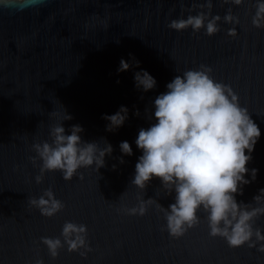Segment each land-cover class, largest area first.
<instances>
[{
	"label": "water",
	"instance_id": "obj_1",
	"mask_svg": "<svg viewBox=\"0 0 264 264\" xmlns=\"http://www.w3.org/2000/svg\"><path fill=\"white\" fill-rule=\"evenodd\" d=\"M206 2L46 0L25 11L0 8V264H36L38 259L43 264H264V253L247 245L232 249L224 239L210 237L202 211L199 226L180 239L170 237L155 204L143 217L117 211L138 206L140 199H154L165 209L175 202V193L167 194L158 178L143 192L131 183L143 154L135 141L141 128L157 122L154 101L166 85L201 64L211 67L216 81L232 87L259 127L245 176L252 181L255 169L256 178L236 195L238 203L258 206L253 198L264 189V29L252 24L257 0L240 6L212 0L211 15L221 17L220 31L212 37L206 29L194 33L167 27L173 19L207 13L200 7ZM229 8L238 25L224 23ZM232 28L235 38L227 35ZM122 59L130 68L118 72ZM142 71L155 79L154 89L136 87L134 75ZM122 106L128 110L126 121L107 131L103 117ZM64 109L72 117L63 124L66 134L79 125L82 141L102 149L106 140L112 154L98 172L95 165L80 169L72 181L49 172L37 184L41 162H30L36 156L32 145L52 142L50 129L63 122ZM124 141L131 156L120 150ZM48 188L65 205L52 218L28 203ZM69 221L87 226L92 251L82 258L65 245L52 259L41 237H61ZM254 227L264 235V216Z\"/></svg>",
	"mask_w": 264,
	"mask_h": 264
},
{
	"label": "clouds",
	"instance_id": "obj_2",
	"mask_svg": "<svg viewBox=\"0 0 264 264\" xmlns=\"http://www.w3.org/2000/svg\"><path fill=\"white\" fill-rule=\"evenodd\" d=\"M45 2L0 0V8L25 11ZM243 2L223 0V3L235 6ZM200 7L207 8L208 12L188 15L186 19H173L167 27L176 32L191 28L194 33L206 29L208 37L216 35L220 31L218 22L221 17L211 15L212 0H207ZM255 8L252 24L257 29H264V2L257 0ZM223 21L233 25L240 23L231 8ZM227 35L235 38L236 29H229ZM135 63L138 66V62ZM129 68L130 64L122 59L118 72ZM134 80L136 87L145 92L156 86L155 79L147 71L136 72ZM166 87L167 91L154 101L157 122L139 130L135 143L143 154L135 165L131 183L143 192L153 178H158L167 194L175 193V202L165 209L154 199H140L138 206H122L117 211L143 217L155 204L157 211L164 214L165 230L172 239H180L190 229L199 226L201 219L198 213L202 211L210 237L224 239L232 249L247 245L249 249L264 253V235L259 227H254L255 221L264 216V189L253 198L257 207L236 200V195L243 194L242 186L256 178L255 169L251 172L252 181L245 176L249 171L246 165L252 159L250 153L261 135L259 127L251 119L248 109L241 106L232 87L213 78L211 67L201 64L197 69L186 70L175 76ZM65 113L63 122L50 129L51 143L44 141L32 145L36 156L29 157L30 162L33 166L38 160L41 162L39 175L35 177L37 184L42 183L45 173L49 172H60L65 181H72L78 170L93 165L98 172L105 166V156L112 154V146L106 140L102 149L96 142L82 141L80 134L84 129L79 125H73L71 134H66L63 124L72 117L66 110ZM127 113V108L122 106L116 114L104 116L103 119L109 122L107 131L121 127ZM119 147L124 155H132L127 141L121 142ZM246 151L249 155L245 154ZM83 178V175L79 176V179ZM28 203L45 218H52L65 207L55 198L51 188L38 199L29 198ZM61 237H41L40 242L46 246L52 259L58 257L59 250L65 245L69 253L77 252L82 258L92 251L86 225L65 222ZM36 264H43V260L38 259Z\"/></svg>",
	"mask_w": 264,
	"mask_h": 264
}]
</instances>
